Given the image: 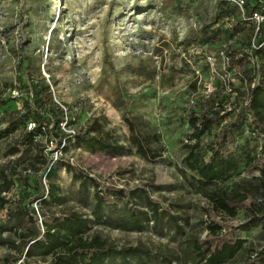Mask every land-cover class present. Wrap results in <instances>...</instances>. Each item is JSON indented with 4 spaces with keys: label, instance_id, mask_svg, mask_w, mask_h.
Instances as JSON below:
<instances>
[{
    "label": "rangeland",
    "instance_id": "1",
    "mask_svg": "<svg viewBox=\"0 0 264 264\" xmlns=\"http://www.w3.org/2000/svg\"><path fill=\"white\" fill-rule=\"evenodd\" d=\"M254 5L263 7L264 0H245V11ZM253 26L231 0H0V100L16 96L0 105V128L5 112L22 108L24 101L48 111L50 105L40 97L39 74L50 84L54 101L73 112L71 121L65 115L58 125L43 115L41 124L52 132L37 133L33 142L25 137L28 123H19L15 133L0 139V163L12 182L6 189L0 177V196L9 201L0 209V264H9V255L20 257L15 264H22L25 244L38 230L44 240L46 223L66 229L73 215L87 219L84 237L98 234L118 247L150 248L151 264H209L196 257V239L218 243L238 237L245 239L243 248L221 264L250 262L264 245V222L246 226V206L231 216L215 208L211 195L235 194L244 186L247 206L255 199L264 201L259 135L249 123L242 133L234 132L235 140L227 144L238 168L230 178L207 186L199 184L185 156L194 143L187 115L211 111L210 93L218 94L221 114H228L198 141V156L208 159L216 134L236 120L237 102L246 96L242 81L248 77L230 57L253 65ZM125 107L147 138L149 154L137 149L123 118ZM84 132L124 150L93 151L79 145L74 135ZM49 167L58 171L51 178L46 176ZM94 181L111 198L100 214ZM47 184L55 186L58 200L48 194L46 203L38 198ZM145 193L161 215L137 229L130 221L133 207L152 215ZM211 221L222 226L219 234L211 235ZM51 259L38 250L27 256L37 264ZM135 262L130 255L127 262L111 257L102 264Z\"/></svg>",
    "mask_w": 264,
    "mask_h": 264
},
{
    "label": "trees",
    "instance_id": "2",
    "mask_svg": "<svg viewBox=\"0 0 264 264\" xmlns=\"http://www.w3.org/2000/svg\"><path fill=\"white\" fill-rule=\"evenodd\" d=\"M264 6L254 5L249 8V13L255 10L264 12ZM251 35L253 34V28H251ZM23 43V41H22ZM252 54L258 56L259 63L256 65H247V62L242 58H237L231 55V61L240 70H245L248 80H243L245 90V97L237 102V118L236 120L227 121L221 130L216 134L214 142L210 145V157L203 159L198 156L194 151L198 141L204 134H209L214 128V124H220L227 117V112L221 114L224 110V105L216 101V92L210 93L208 101L211 111H190L187 115L188 123L192 129L190 138L194 139V143L189 144V151L185 156L187 166L193 170L198 177V182L202 186H207L219 179L230 178L238 168V160L233 151L228 147L227 141H234V132L242 133L245 123H249L250 129L263 133L264 135V48L253 49ZM39 79L41 94L40 97L45 100L50 106L48 111H44L38 107L33 108V104L28 101H24V105L20 109H12L5 112V126L0 128V139L2 137L10 136L15 133L18 128V124L22 123L23 126L30 122H34L35 126L32 128H26V136L28 142H33L34 136L37 133L52 132L50 127L42 125L43 115H49L52 121L58 125L64 116H69V121L72 119L73 112L70 110L69 105H65L66 109L62 105L54 101V95L50 88V84L45 81V77L41 74L36 75ZM254 78H259L260 83L251 86V81ZM33 80H31L32 82ZM39 91V90H38ZM31 98L34 95L31 94ZM10 100H15V97H8L0 100V105H6ZM34 101V99H33ZM253 122H249V117ZM123 118L129 124L130 129L134 133V141L137 149L144 154H149V149L146 146L147 138L142 133L141 129L137 126V123L130 116V113L125 107ZM75 142L79 145H85L91 150H105L113 153H119L124 150V146L119 143L110 142L103 137H94L89 132L83 134L74 135ZM262 152H264V139L262 143ZM10 172L15 173L16 170ZM57 168L49 167L46 171L47 178H51L56 174ZM264 174V172H263ZM0 177L6 183V189L12 187L11 179L8 178V172L3 163H0ZM83 186L87 184V179H82ZM97 190L94 191L96 199L95 211L100 214L103 205H107L111 202V198L107 197L98 189L99 183L94 181L93 183ZM261 187L264 188V178L261 179ZM48 187V188H47ZM47 187L43 186V190L38 198H41L46 203L44 196L48 194L50 199L58 200V195L55 186L47 184ZM242 192L235 194L227 192H214L211 195V200L216 209L223 210L225 213L231 216H235L237 208L240 206H246L248 211L249 222L244 223L246 226L250 225L256 227L264 222V201L252 200L247 206L248 192L246 187L241 186ZM244 190V191H243ZM137 194V190L132 191V196ZM148 203L150 204L152 215H149L144 209L139 207H133V211L130 214V221L132 226L137 229H141L144 221H148L151 218L158 219L161 215L159 206L153 202L150 195L145 193ZM9 203L8 199L0 196V209ZM34 221L37 219L33 218ZM87 226V219L77 215H73L71 219H68L65 227L54 228L52 225L46 223V232L43 233L46 239L41 240L40 231L38 230L33 237H31L25 244L26 255L29 256L33 250H38L43 255H52V259L49 264H102L106 258L120 257L124 262H127L128 257L133 256L136 259L135 264H151L153 255L151 249L139 245L118 247L114 244H108L98 234L84 237L81 229ZM211 235L219 234L222 226L215 221H211L208 225ZM23 239L28 237L26 233H19ZM3 241L0 240V244ZM245 243V239L231 238L229 240H221L218 243H213L212 239H196L193 243V249L196 252V257L199 260H205L209 264H221L226 260L233 258L238 251H240ZM27 256L23 259L22 264H37L29 262ZM20 258L15 255H9L6 257L9 264H15V261ZM249 261H245L240 264H264V245L261 249L255 251Z\"/></svg>",
    "mask_w": 264,
    "mask_h": 264
},
{
    "label": "built area",
    "instance_id": "3",
    "mask_svg": "<svg viewBox=\"0 0 264 264\" xmlns=\"http://www.w3.org/2000/svg\"><path fill=\"white\" fill-rule=\"evenodd\" d=\"M233 3H235L241 10V14H242V18L245 20V19H250L254 22V26H253V49H261V48H264V12L263 11H260V10H255L253 11L252 13L249 14V12L247 13L244 9V4H245V0H231ZM264 9V8H263ZM249 14V15H248ZM251 36V37H252ZM252 49V50H253ZM251 50V51H252ZM252 62H253V66L256 65L258 66V63H259V58L258 56L252 54ZM229 59V57H228ZM259 84L260 83V80L259 78H254L252 81H251V86H254L255 84ZM14 92V95L17 94L16 91H13ZM13 97H16V96H13ZM35 126V123L34 122H30L28 124V127L29 128H32ZM255 134L259 135V138L262 140L261 141V145L263 143V139H264V135L263 133H258L257 131H253ZM263 146V145H262ZM261 146V148H262Z\"/></svg>",
    "mask_w": 264,
    "mask_h": 264
}]
</instances>
